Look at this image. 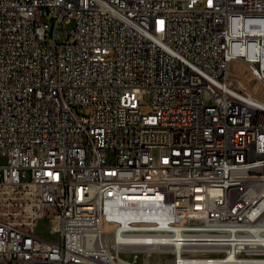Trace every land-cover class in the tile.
Here are the masks:
<instances>
[{"label": "built area", "instance_id": "built-area-1", "mask_svg": "<svg viewBox=\"0 0 264 264\" xmlns=\"http://www.w3.org/2000/svg\"><path fill=\"white\" fill-rule=\"evenodd\" d=\"M237 60L264 88V0H0V264H264Z\"/></svg>", "mask_w": 264, "mask_h": 264}, {"label": "rangeland", "instance_id": "rangeland-1", "mask_svg": "<svg viewBox=\"0 0 264 264\" xmlns=\"http://www.w3.org/2000/svg\"><path fill=\"white\" fill-rule=\"evenodd\" d=\"M75 26V22L73 20H70V21H67L65 23V30L66 31H71ZM61 34L60 36L58 37V41L59 43H61L63 40L66 39V34L65 32H63V26H61ZM231 72L232 73H235V72H239L240 74H242L243 76H241V78L239 79L238 78V84L239 85H242V86H245L246 88L248 87H253V86H259V90L257 89H254L256 92L257 91H262L261 92H258L259 93V96L260 94H264V88L262 86L259 85V83L253 78V76L251 75L250 73V70H249V67H246V69L241 65V64H232V67H231ZM258 94H256L257 96ZM143 104L145 105L144 107H142L140 110H141V113L144 114V115H147L149 113L152 112V99H151V96L150 95H145L144 98H143ZM143 258H141L140 261H142ZM151 263L150 264H162L161 261H165V256L163 255H160V254H155L152 256V258L150 259Z\"/></svg>", "mask_w": 264, "mask_h": 264}, {"label": "bare ground", "instance_id": "bare-ground-1", "mask_svg": "<svg viewBox=\"0 0 264 264\" xmlns=\"http://www.w3.org/2000/svg\"><path fill=\"white\" fill-rule=\"evenodd\" d=\"M241 64L245 69L246 67H249L244 62L237 60L233 61L232 64ZM231 64V67H232ZM231 69V68H230ZM254 87V86H253ZM257 88V86H255ZM259 90V86L258 89ZM261 92L262 91H257ZM261 228H264V215L261 216ZM144 229H150V221H145V216H138L135 219V231L137 235H144ZM260 245L264 246V235H261L260 237ZM166 263L167 264H180V258L176 257V252H169L166 256Z\"/></svg>", "mask_w": 264, "mask_h": 264}]
</instances>
